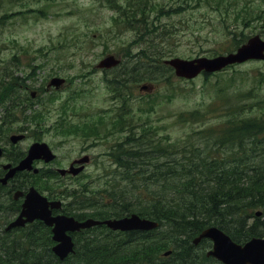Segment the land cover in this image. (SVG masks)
<instances>
[{
	"label": "rangeland",
	"instance_id": "374dc122",
	"mask_svg": "<svg viewBox=\"0 0 264 264\" xmlns=\"http://www.w3.org/2000/svg\"><path fill=\"white\" fill-rule=\"evenodd\" d=\"M210 1L217 4L216 9L193 0H147L146 6H133L135 18L146 21L141 24L125 17L129 7L140 4V0H0V59L9 63L16 55L14 62L19 68L31 75L35 73L36 82L31 79L35 87L54 74L71 81L65 89L49 94L47 131L38 134L57 154L56 165H65L85 144L79 135L64 137L58 133L64 119L69 123L101 120V128H110L111 140L120 145L127 137L138 136L130 132L145 128L142 137L146 141L155 138L156 145L160 143L156 164L161 171L168 166L163 165V159L169 163L170 158L177 166L179 150H184L186 156L191 151L198 158L209 160L223 159L234 149H260V142L251 144L243 139L223 147L224 154L219 153L222 136L231 122L250 119L264 124V61L246 62L188 81L168 72L160 76L158 86L148 87V83L156 82L155 73L160 67L152 74L154 66L165 67L166 59L225 54L235 47V35L243 40L254 35L264 39V19L257 16L264 15V0ZM139 8L143 10L140 16ZM108 54L124 59V64L108 74H96L95 63ZM33 58L36 61L31 63ZM33 64L38 66L32 69ZM104 80L111 83L105 84ZM141 82L148 87L146 91L136 89ZM19 83L0 72V100L10 103L5 94L19 90ZM114 87L121 92V98L113 102L110 97ZM62 104L68 106L65 113ZM122 105L125 109L119 113L120 122L117 117L113 120V107ZM143 116L145 120H138ZM263 136L264 132L259 138ZM103 151L105 148L99 145L91 150V155L99 156ZM152 161L150 158L141 166L156 175ZM92 169V175L70 182L49 176L33 186L45 196L51 192L59 196L58 192L76 188L77 197L63 198L82 199V204L102 199L97 204L99 210L115 211L112 206L118 205L114 198L130 191L132 184L122 185L118 178L121 175H98L94 162ZM138 174L140 171L128 176ZM126 197L149 205L150 200L142 193L130 191ZM173 198L171 194L167 200ZM168 246L170 250L172 244Z\"/></svg>",
	"mask_w": 264,
	"mask_h": 264
},
{
	"label": "trees",
	"instance_id": "16d2710c",
	"mask_svg": "<svg viewBox=\"0 0 264 264\" xmlns=\"http://www.w3.org/2000/svg\"><path fill=\"white\" fill-rule=\"evenodd\" d=\"M140 1V4L129 7L125 17L146 24V21L134 16L136 11L133 6H146L147 0ZM193 2L210 8L217 7L210 0ZM138 12L140 16L143 10L139 8ZM257 16L264 19V15ZM233 41L236 48L244 40L240 35H235ZM165 72L163 67L162 75ZM8 112V109L5 110L6 114ZM231 123L232 126L222 136L223 147L246 139L251 144L260 142V149L257 152L253 148L240 152L234 149L223 159L209 160L198 158L199 155L191 151L186 156L184 150H179L177 166L170 160L169 163L163 161V165L168 164L163 171L156 164L157 152L147 148L143 152H123L137 157L136 164L140 156L142 165L153 158L151 165L156 175L151 172L118 176L122 185L125 186L127 182L132 184L131 192L142 193L148 198L149 205H143L142 201L136 199L133 202L131 198L127 200L126 194L130 192L127 191L114 198L118 207H112L116 212L110 208L99 210L97 204L102 203V199H98L86 205L74 203L73 207L64 210V214L83 220L85 217L106 219L136 213L158 222L159 228L150 232L120 233L97 226L75 233L74 253L63 262L52 254L50 231L42 223L35 222L18 230L5 231V226L20 208L19 201L11 199L10 190L24 189L28 184L36 185L42 175H19L8 189L0 185V264H220L205 257L209 241L202 240L197 246L192 245V240L203 229L216 226L236 243L264 236V136L259 138L264 126L262 121L257 124L250 119ZM116 161L126 163L128 160L118 158ZM77 190H73L72 197L78 196ZM171 194L174 198L167 200ZM81 209L92 212L84 214ZM255 209L262 210V219L255 217ZM167 243L172 246L169 255L164 256L163 251L170 248Z\"/></svg>",
	"mask_w": 264,
	"mask_h": 264
},
{
	"label": "water",
	"instance_id": "95a60500",
	"mask_svg": "<svg viewBox=\"0 0 264 264\" xmlns=\"http://www.w3.org/2000/svg\"><path fill=\"white\" fill-rule=\"evenodd\" d=\"M251 59L264 60V41L258 36L249 38L235 52L226 55L212 58L199 57L191 60L172 58L165 61V63L174 69L176 76L191 79L202 71L211 73L219 71L228 65L242 63ZM118 62L113 56H107L100 61L97 67L110 68L117 65ZM58 80L53 81L57 86L62 81ZM19 139L20 137H11V142L15 143ZM37 159H43L45 162L54 159V155L46 144H32L27 151V156L16 168L11 169L4 175L0 180L1 183L5 185L17 171L31 170L32 161ZM33 172L36 173L37 170L34 169ZM19 195L20 193H16L15 198ZM59 206L60 202H48L45 197L41 196L31 187L24 197L19 215L9 224L7 230L22 227L26 223H31L36 219L42 221L46 226L51 227L52 240L56 243L52 247L53 253L60 260H63L73 252L74 247L72 238L68 233L96 225H105L113 231H147L157 227L156 223L147 219H141L136 214L119 219H107L103 221L88 219L83 222H78L74 218L64 215L51 216L50 209L59 208ZM201 239H209L213 242L212 250L208 251L206 255L215 258L223 264H264L263 238L251 239L241 246L232 242L228 236L217 228H207L195 238L194 244L196 245Z\"/></svg>",
	"mask_w": 264,
	"mask_h": 264
},
{
	"label": "flooded vegetation",
	"instance_id": "af4514ba",
	"mask_svg": "<svg viewBox=\"0 0 264 264\" xmlns=\"http://www.w3.org/2000/svg\"><path fill=\"white\" fill-rule=\"evenodd\" d=\"M10 59L11 60L9 63L11 64L9 67L2 65L3 63L0 64V72H2L3 70L10 69L14 71L15 74L18 75L19 77V82H20L19 90H16L13 93H11L12 95L11 107L13 111L12 121H13V125L15 126L14 133L23 135L24 137L23 141H29L30 143L43 142L41 141L40 138H38V134L39 133L45 134L47 131V129L45 128V114H46V108L49 105V94L51 93L50 88L47 86L48 83H51L49 81L50 78L47 79L46 81L42 80L41 84L35 87L34 83L36 82V75H35L34 83H32L31 78H29L30 73L23 71L24 70L23 67H21L22 70H20V68L15 64L14 61L16 57L12 56ZM37 70H39V67L37 68ZM96 74H108V73L105 71H100L97 72ZM64 79H65V83H64L65 87L71 85V81H69L67 78ZM137 89L139 90V87H137ZM23 108H26L27 112L31 114L30 116L26 117V123L24 124L22 123L23 119L18 113L19 109H23ZM114 110H116L114 115L118 117L120 115L119 114L120 109L118 108ZM101 122L102 121L69 123L64 119L59 123V126L64 129L63 131H68L70 133L79 135L82 138L81 141H85V144L77 149V152L72 159H70L65 165L57 166L55 168V171L57 169H68L74 160H77L83 156L82 161L86 162V164L83 166V171L80 173V175H90L91 170H93L92 169L93 162L99 166L109 165L112 168L113 173L123 174L127 172L126 166L120 163H115L114 160L105 163L101 161L99 156L97 155L92 156L90 154L91 150L93 151L96 148L93 147L92 144L95 142L94 138H96L97 136H93L92 134H97V133L102 134L101 141L104 142L105 144H109L108 146L109 148H113V146L111 145L113 141L111 140L110 137L111 130L110 128L108 130H103L101 128ZM130 134H132L133 136L138 134V136L135 138H140L144 135V130L143 129L138 131L134 130L130 132ZM12 148L13 147L4 151V146H3L2 158L0 162L4 164H10L11 167H15L18 164L17 163L18 160L15 161ZM23 150H25V148ZM33 166H39L41 168L47 167L40 161L34 162ZM79 166H80L79 163L75 164L76 168ZM8 170L9 169L2 168L3 173L7 172ZM106 170H108V167H100L96 169L95 173L103 174L106 173ZM70 177L72 176L66 174L62 178L68 179Z\"/></svg>",
	"mask_w": 264,
	"mask_h": 264
},
{
	"label": "bare ground",
	"instance_id": "6f19581e",
	"mask_svg": "<svg viewBox=\"0 0 264 264\" xmlns=\"http://www.w3.org/2000/svg\"><path fill=\"white\" fill-rule=\"evenodd\" d=\"M169 77V76H168ZM145 184V183H144Z\"/></svg>",
	"mask_w": 264,
	"mask_h": 264
}]
</instances>
